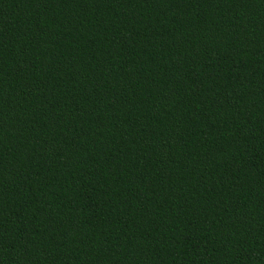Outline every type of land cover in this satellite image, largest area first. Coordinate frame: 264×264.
Returning <instances> with one entry per match:
<instances>
[{
    "label": "trees",
    "instance_id": "obj_1",
    "mask_svg": "<svg viewBox=\"0 0 264 264\" xmlns=\"http://www.w3.org/2000/svg\"><path fill=\"white\" fill-rule=\"evenodd\" d=\"M0 264H264V0H0Z\"/></svg>",
    "mask_w": 264,
    "mask_h": 264
}]
</instances>
